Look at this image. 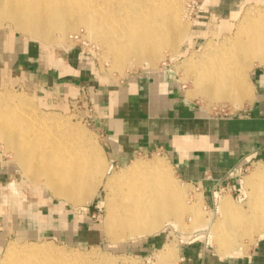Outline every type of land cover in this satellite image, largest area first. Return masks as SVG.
I'll list each match as a JSON object with an SVG mask.
<instances>
[{"label": "bare ground", "instance_id": "1", "mask_svg": "<svg viewBox=\"0 0 264 264\" xmlns=\"http://www.w3.org/2000/svg\"><path fill=\"white\" fill-rule=\"evenodd\" d=\"M182 7L183 0H0V24L8 21L47 41L55 32L66 35L83 26L123 72L155 65L164 49L178 53L189 31L181 21ZM237 25L231 37L209 42L198 60L194 56L185 60L194 85L190 98L202 97L209 106L228 103L233 110L253 101L250 71L254 65L264 67V10L248 12ZM0 141L32 185L42 183L73 204L86 205L104 186L108 191L104 230L113 242L158 233L167 223L181 222L185 214L197 224L205 223L203 200L188 204L170 165L160 159L135 160L109 175L111 166L107 169L102 151L82 126L40 111L24 94L0 91ZM246 185L248 209L235 204L229 193L216 195L221 217L206 226L220 257L238 254L240 247L248 252L256 242L254 233L264 237V166ZM6 246L1 264H92L83 252L57 248L51 241H14ZM174 251L168 244L159 253L170 261L177 255Z\"/></svg>", "mask_w": 264, "mask_h": 264}, {"label": "rangeland", "instance_id": "2", "mask_svg": "<svg viewBox=\"0 0 264 264\" xmlns=\"http://www.w3.org/2000/svg\"><path fill=\"white\" fill-rule=\"evenodd\" d=\"M189 1L183 0V18L181 19L183 24L188 26L189 31L185 42L179 46L178 53L174 55L170 49H164L162 58L155 65L148 66L145 64L132 69L126 68L123 72L114 67L113 58L107 50L96 39L87 36V30L83 26L68 32L69 34L66 35L55 32L51 36L52 41L32 37L24 31L17 30L8 21L0 24V30L11 33L13 37H26L47 49L68 51L76 47L80 49V52L83 49L84 53H80V57L82 66L85 68L83 71L90 79V84L96 82L102 84L103 87L123 86L124 82H129L138 76L155 78L167 74L181 85L184 99L191 102L200 115L211 118L240 115L247 110L253 101L245 104L246 106L239 110H233L228 103L221 102L209 106L208 100L202 97L190 98L189 91L194 89V85L192 76L185 70V60L190 56H194V59L198 60L209 42L214 41L217 44L221 43V40L226 36L231 37L236 31L237 24L244 19L245 15L248 12L257 14L260 10H264V4L244 5L239 10L240 14L237 21L232 20V16L224 19L208 16V18L198 22L196 16L191 19L187 17ZM208 4L209 2H204L203 5L201 4V8L206 9ZM77 33L83 37L74 41L71 35ZM262 67L253 66L250 71L251 80L253 71ZM0 91L24 94L33 101L40 111L47 114H59L72 123L82 126L102 151L105 163L108 165L107 169L111 166L109 175L118 172L135 160L151 162L160 159L164 161L168 166H171L178 184L185 189L188 204H194L199 198L203 200L201 218L205 221L204 224H197L191 215L185 214L181 222L167 223L158 233L136 240L113 242L104 230L108 212V191L104 186H100L94 199L86 205L73 204L65 198L57 196L52 189L46 188L42 183L37 186L32 185L14 160L12 151L8 150L5 143L0 141V264L6 251V245L14 241L18 244L51 241L57 248L63 246L69 252H83L82 254H86L92 264H175L179 261L178 246L197 238H202L213 253L217 254L213 245L212 234L206 224L211 221L215 223L220 219L221 213L218 211V202L212 204L205 197L203 190H199L197 186L182 180L171 160L165 154L159 152L136 153L126 163H113V157L105 146L104 137L94 128L92 122L94 111L90 112L93 105L87 89L88 98H81L78 95V90L74 94L71 93V97L65 96L63 98L58 96L54 90L45 91L38 87L25 85L4 84L0 86ZM254 91L253 86V100ZM263 166L264 162L249 165L248 172L241 180L240 191L236 194L226 191L221 195H228L229 193L235 204L243 209H248L249 187L246 182L258 167ZM259 236L256 233L253 234L254 238L257 237L255 241ZM156 237L167 239V244L164 247L158 246L146 252L139 249L144 243L153 241ZM248 242V239L244 240L245 244ZM168 244L175 248L176 251L174 252H177V255L172 260L165 261L159 252ZM63 248L62 250H64ZM238 249L239 252H243V248Z\"/></svg>", "mask_w": 264, "mask_h": 264}, {"label": "crops", "instance_id": "3", "mask_svg": "<svg viewBox=\"0 0 264 264\" xmlns=\"http://www.w3.org/2000/svg\"><path fill=\"white\" fill-rule=\"evenodd\" d=\"M198 22L215 17L232 20L244 5L264 0H207ZM205 2V3H206ZM80 49H47L26 37L0 30V86L25 85L71 97L78 90L91 98L94 128L116 164L128 162L136 153L162 152L178 176L203 190L213 204L219 185L234 192L242 173L252 163L264 162V68L252 73L254 100L244 113L229 117H206L184 99L181 85L167 74L155 78L138 76L123 86L103 87L91 83L83 71ZM76 81V82H74ZM159 237V236H158ZM156 237L139 249L164 247L167 239ZM182 264H264V237L248 252L220 257L202 238L178 246Z\"/></svg>", "mask_w": 264, "mask_h": 264}, {"label": "built area", "instance_id": "4", "mask_svg": "<svg viewBox=\"0 0 264 264\" xmlns=\"http://www.w3.org/2000/svg\"><path fill=\"white\" fill-rule=\"evenodd\" d=\"M207 0H190L189 3L187 4V17L188 18H192L193 16H198V13L201 9V4L203 5L204 2H206ZM80 37H83L81 34L77 33L75 35L72 36V39L74 41L76 40H79ZM81 53H84V50L81 49ZM85 98V97H84ZM88 98V97H86ZM93 111V107L90 109V112ZM160 154H163L162 152H159ZM249 170V167H246L245 170L243 171L242 173V178L243 176L245 175L246 172H248ZM226 191H230V193H238L240 190H237V192H234L232 189H229L228 187H225V186H221L219 185L216 189H214V192H213V204L217 202V199H216V194L219 193L220 195L223 193V192H226ZM175 264H182L181 261H178L176 262Z\"/></svg>", "mask_w": 264, "mask_h": 264}]
</instances>
